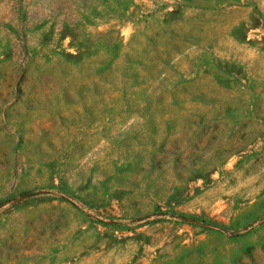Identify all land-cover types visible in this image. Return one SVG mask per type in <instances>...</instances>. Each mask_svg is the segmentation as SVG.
<instances>
[{"label": "rangeland", "instance_id": "rangeland-1", "mask_svg": "<svg viewBox=\"0 0 264 264\" xmlns=\"http://www.w3.org/2000/svg\"><path fill=\"white\" fill-rule=\"evenodd\" d=\"M0 264H264V0H0Z\"/></svg>", "mask_w": 264, "mask_h": 264}]
</instances>
